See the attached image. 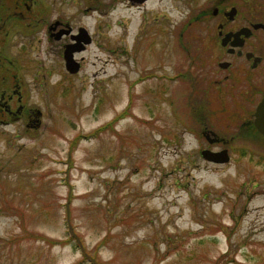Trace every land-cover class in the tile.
<instances>
[{"label":"rangeland","instance_id":"rangeland-1","mask_svg":"<svg viewBox=\"0 0 264 264\" xmlns=\"http://www.w3.org/2000/svg\"><path fill=\"white\" fill-rule=\"evenodd\" d=\"M208 5L70 0L94 37L79 71L41 48L13 65L41 114L35 128L0 114V264L82 262L66 210L98 264H264V166L183 72L195 73L189 34ZM191 124L234 136L229 162L203 159Z\"/></svg>","mask_w":264,"mask_h":264},{"label":"flooded vegetation","instance_id":"flooded-vegetation-1","mask_svg":"<svg viewBox=\"0 0 264 264\" xmlns=\"http://www.w3.org/2000/svg\"><path fill=\"white\" fill-rule=\"evenodd\" d=\"M126 1L140 8L149 0ZM207 2L210 5L194 15L198 26L189 34L197 43L193 56L199 61L192 65L195 73L183 72L189 80L196 79L198 89L219 108L223 118L218 123L226 122L228 129L239 133V140L252 143L256 161L264 166V133L260 130L264 127V104L258 110L264 99V0ZM69 4L70 0H0V114L7 115L10 121H24L29 128L37 124V108L22 102L26 93L22 83L26 81L16 75L13 67L16 62L20 64L26 51L30 54L41 48L65 70L64 56L71 51L80 69L81 53L94 37L81 23L80 11L70 15ZM95 6L100 9L98 4ZM88 9H82V14ZM150 77L156 76L149 73L145 78ZM163 77L164 74L160 78ZM219 131L216 126L205 125L200 139L206 142L205 148L229 152L227 147L234 136L227 137Z\"/></svg>","mask_w":264,"mask_h":264},{"label":"trees","instance_id":"trees-1","mask_svg":"<svg viewBox=\"0 0 264 264\" xmlns=\"http://www.w3.org/2000/svg\"><path fill=\"white\" fill-rule=\"evenodd\" d=\"M191 127L190 128H188L190 131H197L198 133H200V130L198 129V127H195L194 125H190ZM112 130H113V128H112V126L110 127ZM106 129H105V127H103V128H100V129H97V130H95L93 133H91L92 135H94V136H97V134L99 135L101 132H103V131H105ZM79 141H80V136H78V137H75V139H74V141H72V145L73 146H75V145H77L78 143H79ZM72 193V192H71ZM65 218H66V221H65V223H67L66 224V238H65V241L64 242H69L70 244H72V246L74 247V248H78V249H82L83 250V253H84V256H85V258L84 259H82L83 261L82 262H79V263H77V264H84L85 262H86V259L88 258V264H98V261H97V259H95L94 258V256L96 255V254H94V255H92L90 252H88L87 250L85 251V247L81 244V243H79V241H78V236L76 235V233H75V230L73 229V227L71 226V222H70V218H69V213H68V211L66 210V213H65ZM34 236H41V235H34ZM52 243H55V241H51V244ZM60 242H56L55 244H59ZM73 243H75V244H73ZM104 243H105V241H104V239H102V241H100V242H98L97 243V245H96V247H95V251H93V252H95L96 253V250H98L99 248H101L103 245H104Z\"/></svg>","mask_w":264,"mask_h":264},{"label":"water","instance_id":"water-1","mask_svg":"<svg viewBox=\"0 0 264 264\" xmlns=\"http://www.w3.org/2000/svg\"><path fill=\"white\" fill-rule=\"evenodd\" d=\"M143 0H140L139 2H142ZM66 60V70H68L70 73H76L79 69V64L74 61V59L71 56L70 53H65L64 56ZM264 99L261 102L260 106L258 107V110L263 107ZM40 112H38V115ZM261 132L264 133V127H260ZM201 156L206 160L214 163H226L229 161L230 157L228 155L227 149H222L219 151H212L211 149L205 148L201 150Z\"/></svg>","mask_w":264,"mask_h":264}]
</instances>
